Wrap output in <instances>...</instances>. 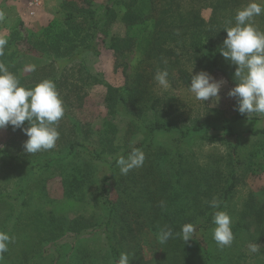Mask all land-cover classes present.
I'll list each match as a JSON object with an SVG mask.
<instances>
[{"label":"rangeland","instance_id":"obj_1","mask_svg":"<svg viewBox=\"0 0 264 264\" xmlns=\"http://www.w3.org/2000/svg\"><path fill=\"white\" fill-rule=\"evenodd\" d=\"M110 1L0 0V38L6 39L8 44L9 41L15 40V37L19 38V29H22L23 32L30 34L33 44L39 45V42L43 39L44 29L50 26L52 22L63 20L62 9L68 3H73V5L80 8H88L91 5L94 10L103 11ZM143 1L119 0L117 2L122 7L133 4V7L129 11L136 15L135 13H138L137 8L142 6ZM174 1L177 8V0ZM225 1L226 3L230 1L237 3L235 4L236 7H233V10L224 9L222 11L219 8L216 14L218 20L217 26L213 28L214 30H208L205 38L208 40L213 39L214 49L223 60L228 73L231 74V79L237 85L238 80L235 78L237 66L221 55L220 48L227 37L224 29L235 25L237 11L247 6L251 0ZM36 2L39 3L37 4ZM214 2L215 0H184L181 2V7L185 9L189 7L200 8L202 19L210 22L215 14L213 13V9L209 7ZM163 3H170V0L152 1V5ZM239 3L240 5L238 6ZM126 12L128 10L125 9L124 14ZM156 13H158L157 10ZM171 14L165 17V20L168 22L174 20V16ZM121 19L122 16L120 15L111 24L109 22L107 32L99 36L97 40L100 51L99 56L80 51L79 53L77 52L76 60L70 59L68 65L61 66L63 70L61 80L59 79V81L62 88L58 92L60 98L63 100L65 113L57 126V130L60 133L59 139L56 141L55 147L48 151L56 152L63 149L66 145L68 146L69 143L86 139L88 143L100 148L108 156H112V151L119 152V150L125 147H130L134 144V140L141 138L142 133L144 135L148 133V130H137V128L130 131L125 120H121L119 116H117V119H113V116L110 115L108 88L112 86L120 90V94H126L124 89L128 86L127 75L133 76L135 73L144 70L147 71V74L152 73V68L148 67L146 63L147 57L145 55L142 56V49L151 42V36L148 34L149 27L135 25L132 28H127L126 23ZM167 21L165 22L166 24L168 23ZM78 22L71 24L74 29L67 27V30L70 29L68 30L70 31L69 34H72L73 31H79L78 28L81 29ZM21 23L23 27L19 28ZM254 23L257 28L264 31V13L255 17ZM79 35V37L76 36L75 38H79L80 41H88L86 39L87 34L81 32ZM38 38L40 41H38ZM103 40L106 42L104 43ZM162 42V45L167 50H173L176 53L177 59L179 56L181 65H185L190 71L193 69V75L202 71V69L198 70L196 66L197 59L194 60L195 56L191 57L190 55L183 54V48L180 47L177 40H173L172 38L169 41L167 40V42H164V40ZM184 43H186L185 48H187L189 41L181 40V45H184ZM7 44L4 47L3 53L8 51L6 50ZM112 45L116 46V48ZM10 51L23 52V50L16 47H13ZM174 59L175 57L171 58V60L167 61L165 67L158 69L159 71H167L169 73L168 80L170 87L167 90L162 89L154 79L158 71L147 78L145 106H147L148 111H146V114L140 115L141 119L146 120V123L155 119L168 124L172 121L178 123L184 129L193 128L198 125L197 123L201 125L211 124L221 126L226 121H233L238 115L237 110H235L236 99L229 97L228 92L234 87L222 75L210 73L217 81H225L219 92V100L209 99L205 103L197 100L188 90L190 82L179 81L178 72L180 71V67L175 62H171ZM17 60V63L8 61L14 66L19 65L18 72L22 77L31 75L35 78L45 67L51 71L46 66L47 63L44 64V62L36 64L28 57L22 58V56L17 58ZM78 61L84 62V69L79 63L77 64ZM142 62L143 64L140 66ZM151 63L152 61L149 60V64ZM27 65H35V70L30 72L25 71ZM90 77L98 80L93 82ZM171 78H174V80H171ZM155 93L159 95L161 102L157 104L156 110H152L153 95ZM128 94H130L129 91L127 92V96ZM249 117L248 119L235 120L234 123L235 130L238 133H242V137L239 139L241 141L242 163L237 170L238 178L235 190L231 194V199L223 211H226L232 218V227L240 228V232L232 228L234 240L231 246L224 247V249L229 253L230 257L244 258L246 259V263L264 264V241H255L249 238L245 243L243 240L251 234L257 237L255 231L258 225L251 222L249 218L243 222L240 219V215L247 209L249 203L259 205V202H264V136H253L248 133L250 130L256 131L264 128V114L252 113L249 114ZM106 121L112 123L115 127L114 132L110 136L105 134L103 136V133L108 128L107 123H105ZM172 138H174L172 134L162 137V144L164 146L171 145L172 142L170 141ZM27 139L28 137L24 134L5 128L1 129L0 149L9 150L13 156L20 155L17 153L26 152L24 143ZM209 140H212L210 136L203 137L202 140L201 138H197L195 140L196 145L194 143L192 144L193 146L191 145L193 149L184 151V163L189 166L191 173H194L195 163H199L198 165L202 166L206 164L209 167L208 169L214 168V166L219 167L218 171H220L222 176L219 177V185L214 187V191H212L213 197L219 200L223 195L224 186H226L224 183L231 176L232 166L227 164V161L230 162L228 155L231 152L229 143L232 142L234 144L237 140L229 137L215 143H209ZM12 148L16 149L17 152H14ZM143 153L145 154L143 166L135 168L136 171L144 169L143 167L149 165L150 161H154L151 151ZM77 162L80 168L84 167L88 175L84 180L86 181L85 187L87 189L86 197L82 200H73L67 196L68 191H70L68 190L70 187L69 182L72 179L70 178L71 172L69 171L74 167V165H69L70 161L65 163L67 164L66 166H60V169L56 170V172L50 170L51 172L47 171L41 175H37L30 170L28 165L22 164L18 156L16 160H8L0 156V193L10 192L11 194L9 195H13L9 200L0 199V227L4 223L8 224V220H10L13 222L9 228L14 230L12 234V242L14 244L8 246V251L0 258V264H50L48 259L40 260L32 252L43 247V251L50 250L53 244H48V242L54 239H61L63 236L61 229L66 226L67 219L75 220L81 218L82 220H87L89 218L99 221L104 218L103 216L106 214V211L102 208L101 200H99L100 196L96 193V190L97 185H100L101 177L109 168L107 165L99 163H90L88 166L80 154L78 155ZM109 182L111 198L116 201L118 192L114 188V181L110 180ZM183 185L184 196L187 201L194 196V188L190 182ZM251 198H254L255 202H252ZM7 201L11 203L6 204ZM9 215L10 217L7 218ZM51 219H55L56 221H53L52 224ZM44 229H47V233L44 232ZM91 232L92 230L89 229L84 233L83 237L88 238ZM39 238L43 240L40 243ZM61 243L64 242L61 241ZM84 243L87 246V253L90 251L91 253H96L102 249L99 240L81 239L79 248ZM251 243L259 245L260 251L251 253L248 248V245ZM141 246L145 264H165L160 251L156 253L152 244L148 243ZM84 253L87 254L85 251ZM132 256H129L131 263ZM102 257L103 255L99 252L97 260L100 261V264H104V258Z\"/></svg>","mask_w":264,"mask_h":264},{"label":"trees","instance_id":"obj_2","mask_svg":"<svg viewBox=\"0 0 264 264\" xmlns=\"http://www.w3.org/2000/svg\"><path fill=\"white\" fill-rule=\"evenodd\" d=\"M117 1L119 0H111L103 11L94 10L91 5L88 8H80L73 5V3H68L62 9L63 20L52 22L50 26L44 29L43 39L40 41L38 38L39 45L31 42L28 32L19 29V38L15 37V40L9 41L6 48L8 51L0 56V63L16 75L20 85L26 88H34L43 80H51L59 91L62 88L59 81L63 70L61 66L68 65L70 59L76 60V55L80 51L99 56L100 51L97 43L99 36L107 32L109 22L111 24L120 15L127 28H132L135 25H145L146 28L149 27L148 34L151 36L149 45L144 46L142 49V56L147 57L146 63L148 67L152 68V73L147 74V71L144 70L135 73L136 75L133 76L127 75L128 86L124 89L126 94H120V90L112 86L108 88L110 115L113 116V119H117V116H119L121 120H125L130 131L136 128L137 130H148L146 135L141 132V138L134 140L133 145L125 147L119 152L112 151V156H108L100 148L88 143L86 139L69 143L68 146L66 145L56 152L47 150L35 154L17 153L20 154L17 156L22 164L28 165L30 170L37 175L50 170L56 172L60 169V166H66L65 163L70 161L69 165H74V167L69 171L71 172V177H69L72 179H69L70 187L68 190L70 191H68L67 196L73 200L84 199L87 192L86 181L84 180L88 175L84 167L80 168L78 166L79 154L83 157L86 165L99 163L107 165L109 168L101 177L100 185H97L96 190V193L100 196L99 200H101L102 208L106 211L104 218L99 221L89 218L87 220L81 218L67 219L66 226L61 229L63 232L61 239L49 241L48 244H53L50 250L43 251V247L34 250L32 254H35L40 260L48 259L50 264H100V261L97 260L100 252L103 255L102 258H104V264H118L120 254L126 252L129 256L133 255L130 264H145L141 245L150 243L155 248L156 253L160 251L165 264H250L246 263L244 258L230 257L224 248H220L216 244L212 235L215 227L212 222L214 213L223 211L229 203L231 194L237 184V170L242 163L241 141L239 140L242 133L235 130L234 123L238 119L250 118L249 115L247 113L240 114L237 111L238 115L233 121H226L221 126L197 123L198 125L193 128L185 129L172 121L168 124L155 119L146 123V120L140 117L141 114H146V111H148L147 106H145L147 78L159 71L158 69L165 67L168 60L175 57L171 62H175L180 67L178 72L179 81L191 82V75H193L191 71L185 65L180 64V58L178 56L177 59L173 50L169 51L162 45V40L164 42L172 38L177 40L180 47L183 48V54L196 57L194 60L197 59L196 66L198 70L208 71L209 74L218 73L233 87L236 86L231 79V74L224 66L223 60L214 49L213 39H206L205 34L208 30L216 28L218 21L216 14L219 8H221V11L224 9L233 10L237 3L215 0L210 7L208 6L213 9L215 16L210 22H206L201 17L200 8L189 7L185 9L181 7V2L184 0H177V8L174 0L159 5H152L154 0H144L142 6L137 8L138 13H135L136 15L129 11L133 4L122 7ZM125 9L128 10L126 14H124ZM156 10L158 13H156ZM170 13L174 16V20L168 22L165 17ZM77 21H79L81 29L77 27L79 31H73L72 34H69L70 31L68 30L74 29L71 24ZM21 27H23L22 23L19 28ZM67 27H70V29L67 30ZM81 32L87 34V42L75 38L76 36L79 37ZM181 40L189 41L187 48H185L186 43L181 45ZM103 42L106 41L103 40ZM112 46L116 48V46ZM13 47L20 48L23 52L10 51ZM18 56L28 57L36 64L47 63L46 66L51 71L45 67L35 78L31 75L22 77L18 72L19 65L14 66L8 61L17 63ZM149 60L152 61L151 64H149ZM78 63L83 67L84 62L78 61ZM142 64L143 62L140 66ZM90 78L93 82L98 80L94 77ZM171 80H174V78H171ZM128 91L130 94L127 96ZM153 98L151 109L156 110L161 98L157 93L153 95ZM105 123H107L108 128L103 136L104 134L110 136L115 127L110 122L106 121ZM23 127H28V123L25 122ZM5 129L24 134L20 129L13 130L12 126ZM248 133L253 136H264V128L256 131L250 130ZM170 134L174 135L173 140L170 141L172 143L169 146H164L161 139ZM206 136H210L212 139L209 140V143L223 141L226 137L237 140L234 144L229 143L231 152L228 158L231 163L227 161V164L232 166L231 176L224 183L226 186L223 185V195L218 200L220 202L219 208L210 206V202L214 199L212 191H214V187L219 185V177L222 176L218 171L219 167L214 166V168L208 169L209 167L206 164L202 166L195 163L194 175L189 170V166L184 163V151L193 149L192 144L196 145L195 140L197 138L202 140ZM134 148L145 153L151 151L154 161H150V164L143 167L142 170L132 169L127 175H122L117 166V160L121 156L126 157ZM12 150L17 152L14 148ZM0 156L8 160L17 159V156H13L9 150L0 149ZM75 162L77 163L75 164ZM110 180L114 181V188L118 192L116 201L110 195ZM187 182L193 184L195 194L186 201L183 184ZM9 194L11 193H0V199H11L13 195ZM250 200L255 202L254 198ZM161 201L164 202L163 206H161ZM8 203L11 202L7 201L6 204ZM258 204L249 203L247 209L240 215L242 222L249 218L251 222L258 225L255 231L257 237L251 234L243 239L245 243L249 238L255 241H264V202ZM9 217L10 215L7 218ZM50 221L53 224V221L56 220L51 219ZM12 222L8 220V224L4 223L0 227V231L7 233L10 237H12L14 231L9 228ZM188 223L196 226L192 240L185 243L181 236L174 235V238H170L164 244L159 242L158 234L162 228H171L175 234L180 232L182 226ZM232 228L240 232V228ZM89 229L92 230L91 235L84 238V233ZM44 232L47 233V229H44ZM81 239L99 240L102 249L96 253H91V251L87 253L85 243L79 248ZM41 241H43L42 238H39V243ZM61 241L64 243H61ZM13 244V242L9 243V246Z\"/></svg>","mask_w":264,"mask_h":264},{"label":"clouds","instance_id":"obj_3","mask_svg":"<svg viewBox=\"0 0 264 264\" xmlns=\"http://www.w3.org/2000/svg\"><path fill=\"white\" fill-rule=\"evenodd\" d=\"M264 13V0H251L247 6L237 11L235 25L225 28L227 33L221 55L236 65L235 78L237 85L228 92L235 98L236 109L240 114H264V31L256 27L254 18ZM7 40L0 38V55L3 54ZM35 65H27L25 71H34ZM193 71V69H192ZM191 71V73H192ZM167 71H158L154 77L158 85L167 90L170 87ZM224 80L217 81L206 71L191 75L188 90L195 99L208 101L219 100V92ZM65 108L56 85L51 80H43L34 88L20 85L16 75L0 63V129L12 126L13 130L20 129L28 137L24 149L28 154L51 150L59 139L58 122L64 116ZM28 127H23L24 123ZM145 154L139 149H132L128 155L117 160L122 175L143 166ZM161 206L164 202L161 201ZM212 208H219L220 202L213 199ZM213 239L220 248L231 246L234 240L232 218L226 211H216L213 216ZM196 231L194 224L182 226L178 233L171 228H162L158 234L161 244L170 238L181 236L184 242L192 240ZM12 237L0 231V258L8 251ZM251 253L260 251L256 243L248 245ZM118 264H130L129 254L122 252Z\"/></svg>","mask_w":264,"mask_h":264},{"label":"built area","instance_id":"obj_4","mask_svg":"<svg viewBox=\"0 0 264 264\" xmlns=\"http://www.w3.org/2000/svg\"><path fill=\"white\" fill-rule=\"evenodd\" d=\"M36 3L38 4L39 2H36ZM37 4H36V5H37Z\"/></svg>","mask_w":264,"mask_h":264}]
</instances>
